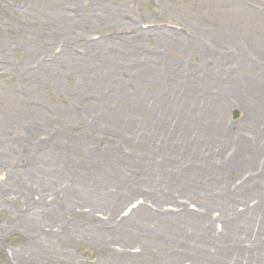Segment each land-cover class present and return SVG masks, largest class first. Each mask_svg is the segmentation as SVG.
I'll return each mask as SVG.
<instances>
[{
	"label": "rangeland",
	"instance_id": "374dc122",
	"mask_svg": "<svg viewBox=\"0 0 264 264\" xmlns=\"http://www.w3.org/2000/svg\"><path fill=\"white\" fill-rule=\"evenodd\" d=\"M260 86L264 0H0V264H264Z\"/></svg>",
	"mask_w": 264,
	"mask_h": 264
},
{
	"label": "bare ground",
	"instance_id": "6f19581e",
	"mask_svg": "<svg viewBox=\"0 0 264 264\" xmlns=\"http://www.w3.org/2000/svg\"><path fill=\"white\" fill-rule=\"evenodd\" d=\"M260 89H264V87H262V86L257 87V90H256L255 92H258V90L260 91ZM261 96H262V95H261ZM263 101H264V99H263ZM259 104H260V103L257 104L258 106H253V107H254V108H253V112H254V114H256V115H259V113H260V108H261V107H264V106H260Z\"/></svg>",
	"mask_w": 264,
	"mask_h": 264
},
{
	"label": "water",
	"instance_id": "95a60500",
	"mask_svg": "<svg viewBox=\"0 0 264 264\" xmlns=\"http://www.w3.org/2000/svg\"><path fill=\"white\" fill-rule=\"evenodd\" d=\"M238 117V113H235V118H237Z\"/></svg>",
	"mask_w": 264,
	"mask_h": 264
}]
</instances>
